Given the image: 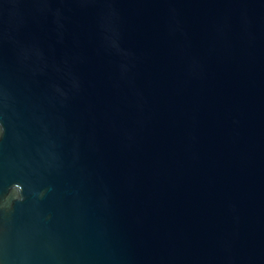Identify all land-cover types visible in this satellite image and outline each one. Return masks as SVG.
Instances as JSON below:
<instances>
[{
    "label": "water",
    "instance_id": "95a60500",
    "mask_svg": "<svg viewBox=\"0 0 264 264\" xmlns=\"http://www.w3.org/2000/svg\"><path fill=\"white\" fill-rule=\"evenodd\" d=\"M0 264H264V0H0Z\"/></svg>",
    "mask_w": 264,
    "mask_h": 264
}]
</instances>
